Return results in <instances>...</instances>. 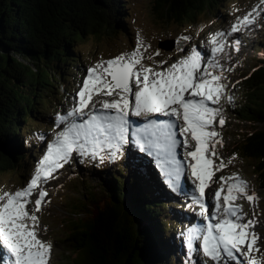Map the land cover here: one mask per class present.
<instances>
[{
    "label": "snow or ice",
    "instance_id": "obj_1",
    "mask_svg": "<svg viewBox=\"0 0 264 264\" xmlns=\"http://www.w3.org/2000/svg\"><path fill=\"white\" fill-rule=\"evenodd\" d=\"M259 15L254 8L243 17H237L228 31L212 34L207 56L193 47L173 63L158 62L166 67L146 66L142 49L150 45L145 46L138 34L134 50L89 67L72 106L66 114L57 115V126L62 125L61 130L56 131L55 138L48 143L30 181L14 192L0 191V264H50L53 243L41 238L38 215L48 196L46 190L40 189L41 181L50 179L74 154L100 164L105 160L114 161L123 155L130 134L137 139L142 151L165 154L173 190L179 191L181 176L190 169L195 188L191 199L199 204L200 215L207 223L193 225L184 233L189 256L196 250L193 242L199 240L203 255L215 264L226 260L258 264L252 255L259 251V237L253 230L255 218L246 219L242 205L236 203L242 197L249 202L256 199L254 192L249 194L248 182L237 172L219 176L221 183L215 190L211 212L205 196L206 189L215 184L216 172L227 167L223 158L219 163L214 159L219 156L217 145H223L215 130L216 122L218 120L220 126L225 124L218 105L224 97L229 102L235 99L225 83L227 77L218 54L224 53L228 37L248 29ZM234 43L238 51L241 41L236 39ZM155 55H159V51ZM217 69L221 70L217 72ZM152 114H162L168 119H148L142 128L133 127L131 117ZM149 129L151 139L144 135ZM178 147L184 148V159L177 158ZM236 155L229 157V163ZM37 192L33 203L32 197ZM43 230H47L46 226Z\"/></svg>",
    "mask_w": 264,
    "mask_h": 264
},
{
    "label": "trees",
    "instance_id": "obj_2",
    "mask_svg": "<svg viewBox=\"0 0 264 264\" xmlns=\"http://www.w3.org/2000/svg\"><path fill=\"white\" fill-rule=\"evenodd\" d=\"M121 1L0 0V173L25 167L27 151L38 146L31 138L30 118L48 120L61 108L58 82H68L67 64L76 68L81 63L75 55L77 44L87 35L100 37L121 30L126 21ZM152 1L160 13L185 22L202 12L220 16L219 9L226 11L229 0ZM261 39L255 48L256 63L234 86L241 92H236L231 115L252 125L236 144L243 156L254 161L257 183L264 189V35ZM55 93L60 102L44 115L41 109ZM131 138L135 137L130 136L114 169L108 163L78 160L77 169L94 166L88 177H96L101 193L88 188L75 202V210L91 216L85 223L70 220L65 239L70 254L62 255L59 264H187L186 256H178L181 242L177 251L174 247L175 229L186 217L163 200L180 196L181 183L179 191L165 187L169 180L159 177L158 171L167 174L160 160L147 159L141 147L131 150ZM79 178L86 186L87 178ZM87 201L96 203L90 211Z\"/></svg>",
    "mask_w": 264,
    "mask_h": 264
},
{
    "label": "rangeland",
    "instance_id": "obj_3",
    "mask_svg": "<svg viewBox=\"0 0 264 264\" xmlns=\"http://www.w3.org/2000/svg\"><path fill=\"white\" fill-rule=\"evenodd\" d=\"M121 4L124 6V14L122 17L126 19L125 22L123 21L124 24H120V26H123L121 30L118 27L116 30H112L109 34H103L100 35V37L87 35L77 44L78 46H76V50L78 51L75 50V55L79 56L81 63L79 64L77 62L78 68H70L69 64H67L68 82L63 83V80L58 82V95L61 96V102H63L61 104L62 109H60L59 106L58 114H66L68 111L65 109L66 104L70 107L72 106L73 98L78 92L80 86H82L83 79L87 75V69L99 61H107L116 55L129 53L134 50L138 34L145 46L150 45V47H146V50L142 49L144 55L143 64L146 66L151 65L160 69L167 65H160L158 63L159 61H166L167 64L173 63L182 58V56L187 55L193 47L200 50L202 55H210L212 34L217 31H228L231 24L236 21L237 17H243L255 8L260 12V15L256 16L255 23L249 26L248 29H242L238 33H234L228 37L229 40L227 41L224 53L218 54L220 64L223 66L224 74L227 77L225 83L228 84V88L234 97L237 94V91H239L240 94L241 89H233V85L244 77V74L249 72L254 66L256 59L258 58L255 48L263 41V39L259 40V36L262 37V35H264V23L262 24L258 19V17H264V3H262L261 0H229L227 5H225L226 7H224L226 11L219 9V13H221L220 16L216 17V14L210 15L206 12H202L195 19H189L185 22L178 21L174 17H168L164 11L160 13L152 0H122ZM227 12L229 15H226ZM253 14L255 15V13ZM207 22H210V26L207 25L204 27L203 25ZM184 36H188L190 39L185 40L183 39ZM236 39L241 41L238 51L234 43ZM160 45L168 47V49L162 48ZM157 51H159V55H155ZM149 56L152 57L151 60L148 59ZM228 69H231V71H228ZM220 70L221 69H217V72ZM77 80L78 83L76 87L73 88V84ZM55 95L56 93L54 95L51 94V97H47L46 100H52L50 102L48 100L43 106V109H41L44 115H46L48 110L55 105L56 101L60 102ZM234 100L235 101L229 102L227 98L224 97L221 99L220 105H218L222 108V114L225 117V124L220 126L218 120L216 122L215 130L220 134V137L223 140V145H217L219 156L214 157V159L219 163V159L223 158L227 167L216 172L214 178L215 184L211 189H206L205 200L209 206V211H213L214 193L221 183L218 179L221 175L227 177L232 172H237L248 182L249 194L254 192L256 199L253 202H249L246 198L242 197L237 200L236 203L242 205L244 213L247 214L246 219L252 217L255 218L256 222L253 230L259 237L257 242L259 251H254L252 255L257 259L258 264H264V189L260 188L257 183L256 175L254 173V161L243 156L239 148H237L236 143L241 139L245 132L252 129V125L248 124L246 121H238L231 115V108L234 105V102H236V98ZM58 114L55 115V113H50V119L43 121H40V119L32 121L33 118H30L31 120L29 123L31 124V127H34L31 133V138L33 140L36 137L40 139L39 137L41 136H39V130L42 129L41 132L43 133L44 139L41 143H43L41 144L39 142L38 144V146L42 145V149H38L37 152L36 150H31L32 152L30 150L27 151V155H25V167L23 169L18 168L0 173V191L14 192L17 189L25 187L30 181L40 159L46 153L48 143L55 138V132L61 130L62 125L61 127L57 126L56 118ZM53 116L55 117V120H53ZM131 120L134 128H137L139 122L142 123L144 121L135 116L131 117ZM31 127L27 126L26 131L30 130ZM30 147L31 146L27 149ZM233 153H236L237 155L233 158L232 162L229 163V157H231ZM159 156H161L162 165L167 169L168 158L163 152H161ZM150 157H153V155ZM177 158L184 159L183 147H178ZM75 159L76 154L73 155V159L69 164H64L63 168L53 173L50 179L42 180L40 183V189L46 190L48 193L38 215L40 217L41 238L53 243L50 264H59L62 255L64 258V255L70 254L68 248L69 243L65 241V239L67 236V230L69 229L68 225L70 224V220L73 221V217L71 216L75 211V218L78 216L83 217V215H85L82 209L75 210V202H78L77 200L81 197L83 191L88 190V188L91 189V192L94 191L96 195H100V189H98L95 182L96 177H88V174H91L89 171L92 170L94 166L87 164V167L85 166L76 169L74 168ZM90 163L92 165V163H97V161L90 160ZM110 163L111 165H109V169L117 167L115 166L117 163H114L113 161H110ZM147 166H149L148 163ZM73 168L77 175L75 179H71V176L74 175L72 172ZM79 176H81V178H87L85 181L86 186H83ZM185 176H188L193 180L190 169L185 170L180 180L183 185L184 193L186 194L185 197L175 198L170 201L163 199L168 202L167 204L170 203V207H176L178 210H181L182 215L186 217V224L184 228L182 227V237H177L174 247L175 249L177 248L178 238H180L182 239L183 253L184 256H186L188 264H201L203 261H207V264H215L214 261L203 255L202 250H200L199 240L193 242L194 249L196 250L191 256H189V250L185 243V239L183 238L186 227L197 218L203 221H206V219L200 215L199 204L193 203L191 199L194 190L191 183L186 180ZM167 177L168 175L166 174L163 176V178ZM196 194L198 195V193ZM37 195L38 192L34 193L32 197L33 203ZM99 198L100 197H95V200L100 201ZM99 201H97V204L100 203ZM90 202L87 201V203ZM188 202H190V204H187ZM95 205L96 203H90L87 209L90 211L91 207L93 208ZM213 222H215V218H213ZM205 224L206 223H203L201 225ZM44 226H46V231L43 230ZM169 258L172 263V257L170 256ZM222 264L233 263L226 260L225 262H222Z\"/></svg>",
    "mask_w": 264,
    "mask_h": 264
},
{
    "label": "bare ground",
    "instance_id": "obj_4",
    "mask_svg": "<svg viewBox=\"0 0 264 264\" xmlns=\"http://www.w3.org/2000/svg\"><path fill=\"white\" fill-rule=\"evenodd\" d=\"M233 89H234V87H233ZM232 94V93H231ZM229 105V104H228ZM160 115H162V114H155L154 116H153V118L152 119H161V118H159V116ZM162 119H168V117H163ZM147 122H148V120H146V121H144V122H142V123H140L139 122V124L138 125H140V126H145L146 124H147ZM151 132V130L149 129L148 130V132H146V133H144V135H146V137L147 138H149V139H151L152 137L149 135V133ZM39 138H42V137H39ZM178 138H181V137H179L178 136ZM37 139V141H35L36 142V144H39V142L41 143V140H39L37 137L34 139V140H36ZM43 143V142H42ZM41 143V144H42ZM41 146V145H40ZM186 177V176H185ZM186 180L189 182V183H191V186L193 187V190L195 191V188H194V183H193V180L190 178V177H186ZM203 223H207V220L206 221H203V220H201V219H199V218H197V219H195V220H193L187 227H186V230L187 229H189V228H191V226H193V225H201V224H203ZM196 264H198V263H196Z\"/></svg>",
    "mask_w": 264,
    "mask_h": 264
},
{
    "label": "water",
    "instance_id": "obj_5",
    "mask_svg": "<svg viewBox=\"0 0 264 264\" xmlns=\"http://www.w3.org/2000/svg\"><path fill=\"white\" fill-rule=\"evenodd\" d=\"M160 46H161V45H160ZM162 47H164V46H162ZM164 48H168V47H164ZM75 212H76V211H75ZM75 212H74L73 215H72L73 218H75V217H74ZM84 214H85V215H83V217H81V216L76 217L77 220H80V222H84V223H85V222L89 219V217H90L91 215H90V212H84ZM77 220H76V221H77ZM81 220H82V221H81Z\"/></svg>",
    "mask_w": 264,
    "mask_h": 264
}]
</instances>
